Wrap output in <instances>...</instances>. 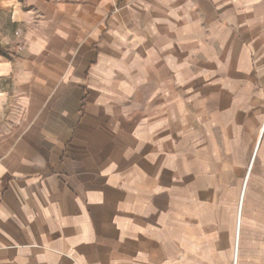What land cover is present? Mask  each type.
I'll return each mask as SVG.
<instances>
[{
	"label": "crops",
	"instance_id": "1",
	"mask_svg": "<svg viewBox=\"0 0 264 264\" xmlns=\"http://www.w3.org/2000/svg\"><path fill=\"white\" fill-rule=\"evenodd\" d=\"M0 46V264H211L264 223V0H6Z\"/></svg>",
	"mask_w": 264,
	"mask_h": 264
},
{
	"label": "rangeland",
	"instance_id": "2",
	"mask_svg": "<svg viewBox=\"0 0 264 264\" xmlns=\"http://www.w3.org/2000/svg\"><path fill=\"white\" fill-rule=\"evenodd\" d=\"M225 230V232H212L210 235L209 248L205 250V254L209 253L211 264H239L242 261L240 260L241 251L244 249L252 253L251 258L254 264H264V223H251L242 219L236 244L234 228L231 231ZM208 246L205 242V248ZM238 246L240 255L237 261ZM200 254L199 257H202Z\"/></svg>",
	"mask_w": 264,
	"mask_h": 264
},
{
	"label": "bare ground",
	"instance_id": "3",
	"mask_svg": "<svg viewBox=\"0 0 264 264\" xmlns=\"http://www.w3.org/2000/svg\"><path fill=\"white\" fill-rule=\"evenodd\" d=\"M235 244H236V241H237V239H238V234H235ZM234 246H236V245H234Z\"/></svg>",
	"mask_w": 264,
	"mask_h": 264
},
{
	"label": "trees",
	"instance_id": "4",
	"mask_svg": "<svg viewBox=\"0 0 264 264\" xmlns=\"http://www.w3.org/2000/svg\"><path fill=\"white\" fill-rule=\"evenodd\" d=\"M4 49L0 46V53H3Z\"/></svg>",
	"mask_w": 264,
	"mask_h": 264
}]
</instances>
